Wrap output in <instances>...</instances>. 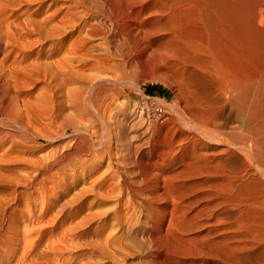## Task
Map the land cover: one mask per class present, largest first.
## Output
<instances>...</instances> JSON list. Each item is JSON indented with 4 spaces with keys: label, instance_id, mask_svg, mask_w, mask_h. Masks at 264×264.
Listing matches in <instances>:
<instances>
[{
    "label": "bare ground",
    "instance_id": "bare-ground-1",
    "mask_svg": "<svg viewBox=\"0 0 264 264\" xmlns=\"http://www.w3.org/2000/svg\"><path fill=\"white\" fill-rule=\"evenodd\" d=\"M134 76L166 88L174 117L147 121L124 100ZM37 85L84 114L67 125L71 158H87L69 176L59 143L60 264L76 260L66 201L83 264H264V0H0V123L25 126ZM9 196L0 264H26Z\"/></svg>",
    "mask_w": 264,
    "mask_h": 264
},
{
    "label": "rangeland",
    "instance_id": "rangeland-1",
    "mask_svg": "<svg viewBox=\"0 0 264 264\" xmlns=\"http://www.w3.org/2000/svg\"><path fill=\"white\" fill-rule=\"evenodd\" d=\"M134 78H135V80H137L139 82V85L141 87H139V88L133 87L132 88V86H130V87L126 88V91L128 90V92L126 93V98L124 100L129 105L131 104V106H133V104L135 103V105H134L135 108H137L139 113L143 114L142 118H146L147 121H152L157 115H159L162 112H164L166 117H168V116L170 117V115H172L174 117L172 112H170V109L168 108V106H166V103L173 104L174 101H173L171 95L167 92L166 88L162 84H160L157 81H152L147 77H143V80L141 79L142 78L141 76H134ZM145 79H146V81H145ZM129 88H130V93H129ZM28 97H29V99L32 98L30 102H32V101L34 102L32 104L30 103V105L32 107L34 105L36 106V104H37L36 107L40 108L42 106L41 107L42 110L45 109V111H42L41 108L39 110H38V108L35 109L36 108L35 106L33 109H31L32 107L30 106L31 108H29V111L31 109V111H30L31 117L29 114L30 118L28 119V122H25V124H24L25 126H23L27 130L23 127H22L23 130H21L22 129L21 127L16 126L17 127L16 128L14 125H11L10 123H8V121L2 120L4 122H2L3 125H0V132H1V130L7 131V132H10L11 135L13 134L12 137L15 135L16 136L13 138L9 137L8 141H7L8 138L4 139V141H6V143L3 140H2L3 141L2 143L0 141V161H1L0 165L2 163L3 164L5 163L4 165L2 164L0 166V169H1L0 175L4 174L3 175L4 178H1L2 176H0V179H1L0 180V184H1L0 185V191L5 189L4 191L6 192V193L0 192V195H1V193L6 194V195H10L9 196L10 197L9 199L11 200L10 201V212L12 215H14V216H12V219H11V226H12L10 228V232H11L10 234H12L11 236H13V238L18 237V236H20V234L23 235L26 232V230H27V232L25 235H29V237L26 236L28 239L27 240V248L28 249L26 248V250H27L26 251V262H27L26 264H28V263L29 264H56L57 262H58L57 264H60L59 263L60 262V255L59 256L57 255V253L60 254L59 251L57 252V249L59 250V246H58V244L60 242L59 236L61 234L60 231L62 229V223L60 222L61 216H60V214H58L60 212L59 208H58L59 207L58 204H60V202H61L60 201V195H59L60 194V189H59L60 187H58L60 185L59 181L61 178V176L59 174L60 172L57 169V168H59L58 167L59 166L58 156L61 152V149H62L61 147L63 144L65 146L67 144H71V142H69V141H70V137L72 135V129L70 126H67V125L74 122L73 118L74 119H78V117L83 118L84 114H83V112L81 113L79 111L78 101H77L78 105L76 104V101H74L75 104H72L74 106L76 105L75 107H77L78 109L77 108L75 109V107L73 108V106L72 105L70 106V104H68V103L65 104L62 109H59L53 100L47 101L42 96L38 85H37V87L33 86L32 88H30ZM133 101H134V103H133ZM43 102L44 103L46 102V104H44ZM158 102L162 103V104H159ZM39 103H41V104H39ZM53 103H54V105H53ZM44 106H47V107L45 108ZM0 107H2V106H0ZM3 107H4V105H3ZM48 107H49V109H47ZM54 107H57V108H54ZM64 107H67V108H64ZM70 107H72L74 110L72 108L69 109ZM157 107H158V109H157ZM34 109L36 112H34ZM46 109L49 112L52 111L53 114L52 113L50 114L49 112H47ZM164 109H165V111H164ZM40 110L42 113H44V112L45 113L47 112V114L49 113L50 116L47 114L45 116V113H44V116H41L40 115V114H42L41 112H38L40 114L37 113V111H40ZM56 110H57V112H56ZM58 110H61V112L59 111L61 114L58 112ZM75 110H76V112L79 111L78 113L82 114V117H80L81 116L80 114L77 115L78 113L76 114ZM63 111H64V113H63ZM70 111H72L74 113H72V112L70 113ZM151 111H152V113H151ZM65 112L67 113V116H66ZM68 112L70 114H72L71 117L69 115V117L71 119H69V117H68ZM36 113H37L38 117L35 116ZM55 113H57V115H62V117H60V116L58 117ZM32 117H33V119H32ZM43 117H45V120ZM54 117H56V118H54ZM34 118H36V119L34 120ZM53 118H54V121H53ZM60 119H62L65 123H62L63 121ZM29 120H31V122H29ZM69 120L72 122H70ZM57 121H59V122H57ZM2 123H0V124H2ZM7 123L9 125H11L12 128L10 126H8ZM26 123H29V124L27 125ZM36 123H37V126H36ZM2 126H4V127L6 126L9 128H6V127L4 128ZM40 126H42V127H40ZM14 128H15V130H14ZM60 131H63V132L60 133ZM68 139H69V141H68ZM10 141H11V143H10ZM59 143L61 144V147H60ZM69 146H70V148L67 149V147H69ZM69 146L68 145L66 146V149H67L66 151L70 155L68 157V159H70L71 155H72V154H70L72 152V145H69ZM2 149H3V151H2ZM7 151H9V152H7ZM2 155H4V156L2 157ZM5 156H7V157L11 156L12 158L6 157L7 158L6 159ZM74 156H76V155H73L72 156L73 158H71V159H73V160L75 159L77 161V158H78V160L81 159L80 161L86 162L87 158L80 156V155H77L80 158L79 157L76 158ZM10 158H11L12 162H11ZM73 160L67 161L68 162V165L66 166V171H67L66 175L67 176L70 175L68 173L70 171V168H69V164H71L70 161H72L73 164L79 165V163H80V162L77 163L78 161L75 163V160L74 161ZM70 166H72V165H70ZM7 175L9 177H7ZM11 177L14 179V182L12 179H8ZM22 180H24V181L21 182ZM8 181L10 183H8ZM16 181H17V183H16ZM68 181H69L68 183H70V180H68ZM18 183H20L22 185H20ZM23 185H24V187H23ZM5 186H6V188H5ZM8 186L11 189L13 188V192H15V195L13 194L14 196H12V197H11L12 191ZM15 187H17V188L14 189ZM67 188H66L67 191L65 190L64 201L68 200L67 197L70 198L72 195V192H73L69 188V184H68ZM20 194H22V195H20ZM23 195H25L26 198H24ZM13 197H15V199H13ZM21 198H24V200L26 199V201L22 200ZM13 200H15V201H13ZM17 200H18V202H17ZM22 201H24V205H23ZM69 201H70V199H69ZM66 202H67V205L69 207L66 206L67 209H65V212H66V214L68 213L69 216L66 215L65 224L63 225V227H65V229H67V231L65 230L66 231L65 232V241L67 244L68 242L70 243V241L72 240L71 238H73L71 236V233L68 232V229L70 228V225L75 223V220L78 221V219H80V216L78 217L75 215V211L78 209V207H76V205L72 206L71 201L70 202L66 201ZM68 203L69 204L71 203L72 207ZM16 204H18V205H16ZM14 205L16 206V208ZM17 206H19V208ZM16 209H17V211H16ZM68 210H69V212H68ZM83 213H86V212L83 211ZM22 214H24V215H22ZM70 215H71V217H70ZM82 216H83V214H82ZM20 220H21V222H19ZM20 223L22 224V226ZM17 225H18V227H17ZM21 227H22V229H20ZM23 227H24V229H23ZM19 232H22V233H19ZM69 233H70V236H69ZM29 240H30V243H29ZM68 244H67V249H66L68 251L65 253L64 256H66V258L68 260L71 257V255H73L74 259H76V260H73L72 262H70V264H75L76 261H77L76 264H83V262H84V260H82L83 256L78 257L76 255V254H81V251L80 252L79 251L74 252V251H71V249L69 250ZM16 247H18V246H16ZM82 251H83V253H86L87 249H84ZM27 257H28V259H27ZM30 257H32V258H30ZM16 258H17V255L14 256V258L11 262L12 264H15V263L19 264L18 259H16ZM29 258L31 260H29ZM15 261H17V262H15Z\"/></svg>",
    "mask_w": 264,
    "mask_h": 264
}]
</instances>
